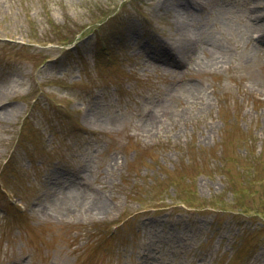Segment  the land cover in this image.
<instances>
[{"label": "rangeland", "instance_id": "rangeland-1", "mask_svg": "<svg viewBox=\"0 0 264 264\" xmlns=\"http://www.w3.org/2000/svg\"><path fill=\"white\" fill-rule=\"evenodd\" d=\"M0 264H264V0H0Z\"/></svg>", "mask_w": 264, "mask_h": 264}]
</instances>
